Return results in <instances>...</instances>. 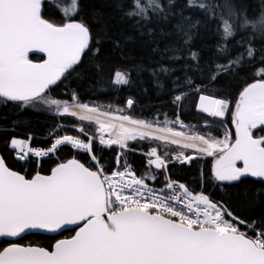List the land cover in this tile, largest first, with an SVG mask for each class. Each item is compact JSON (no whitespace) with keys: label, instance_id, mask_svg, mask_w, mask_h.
<instances>
[{"label":"snow or ice","instance_id":"obj_1","mask_svg":"<svg viewBox=\"0 0 264 264\" xmlns=\"http://www.w3.org/2000/svg\"><path fill=\"white\" fill-rule=\"evenodd\" d=\"M107 6L154 44L135 66L163 98L150 118L136 96L100 102L134 84V37L114 38L102 10L69 0L57 19L49 0H0V104L67 121L50 146L6 139L0 264H264V0ZM205 36L210 58L195 47ZM178 166L196 177L173 178ZM29 232L54 235L21 243Z\"/></svg>","mask_w":264,"mask_h":264},{"label":"trees","instance_id":"obj_2","mask_svg":"<svg viewBox=\"0 0 264 264\" xmlns=\"http://www.w3.org/2000/svg\"><path fill=\"white\" fill-rule=\"evenodd\" d=\"M82 2L87 6L86 13L89 17L93 15V10H102L105 20H107L110 31L113 33L114 38L124 41L127 36L131 35L134 37L132 40L126 41V51L130 54V58L126 63L133 69L132 78L134 84L131 88H125L117 93H103L100 95V102L104 104L112 103L116 104L119 100L120 105L124 104V101L129 96H136L141 99L142 104L145 106L143 108V116L145 118H150V113H152V107L149 105H159L162 103V97H158L156 93L158 90L155 88L152 83V77L147 71L137 74L135 71V66L138 64H143L145 66L149 65L150 60H155L156 57L152 53L151 49L154 44L148 36H140L134 29L130 27L131 22L123 21L119 17L113 8L108 7L109 3H112L113 0H82ZM258 4V0H256ZM51 7L49 9L50 13L57 19L63 13L65 6L69 3V0H49ZM151 26V25H150ZM169 29L171 25L167 26ZM167 41H162L160 47L163 48ZM215 43L214 38H209L207 36L202 40H197L195 47H200L201 45H208L202 52L204 58H210L212 56V48L210 47ZM108 46H106L107 48ZM120 57L116 54H113L111 58V63H118ZM166 86H167V82ZM142 88H148L150 90L148 95H143L141 93ZM84 99L87 101L90 97L88 95V86L85 85L84 89ZM7 117V119H4ZM12 121L17 122V127L14 132L9 127ZM59 123H67V121H59L53 119L51 113L41 110L40 112L26 111L16 113L12 105L5 106L0 104V154L8 156L9 154L5 151L6 148V139L15 135L20 138H27L25 135L35 134L37 140L33 141V144L50 146V142L45 138L52 131H54V125ZM61 132L60 134H62ZM7 134V136L5 135ZM67 149L65 148L61 155L66 154ZM9 161L13 163L15 168H19L20 164L12 161L11 156H9ZM137 166H142V161L139 156L136 157ZM197 175V168L195 166H188L181 168L180 166L174 170L173 178L179 179L181 182L185 180H192ZM70 233L65 232L64 236H56L57 239H61L69 236ZM1 239V238H0ZM21 243L28 244H41L47 245L52 242L51 236L32 233L25 235L20 241Z\"/></svg>","mask_w":264,"mask_h":264},{"label":"water","instance_id":"obj_3","mask_svg":"<svg viewBox=\"0 0 264 264\" xmlns=\"http://www.w3.org/2000/svg\"><path fill=\"white\" fill-rule=\"evenodd\" d=\"M32 233H34V232L25 233V234H22V236L24 237L25 235L32 234ZM35 233H38V232H35ZM38 234H43V235H48V236L54 235V234H50V233H38ZM1 239H3V238H1Z\"/></svg>","mask_w":264,"mask_h":264},{"label":"rangeland","instance_id":"obj_4","mask_svg":"<svg viewBox=\"0 0 264 264\" xmlns=\"http://www.w3.org/2000/svg\"><path fill=\"white\" fill-rule=\"evenodd\" d=\"M68 6V3H67V5L65 6V8ZM68 134H73V133H68ZM26 137V136H25Z\"/></svg>","mask_w":264,"mask_h":264},{"label":"built area","instance_id":"obj_5","mask_svg":"<svg viewBox=\"0 0 264 264\" xmlns=\"http://www.w3.org/2000/svg\"><path fill=\"white\" fill-rule=\"evenodd\" d=\"M26 137L28 136V135H25Z\"/></svg>","mask_w":264,"mask_h":264}]
</instances>
